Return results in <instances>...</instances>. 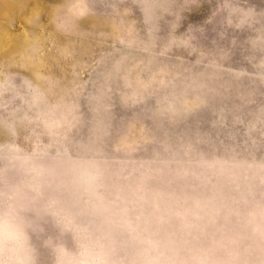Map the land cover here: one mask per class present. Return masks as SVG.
<instances>
[{"label": "rangeland", "instance_id": "obj_1", "mask_svg": "<svg viewBox=\"0 0 264 264\" xmlns=\"http://www.w3.org/2000/svg\"><path fill=\"white\" fill-rule=\"evenodd\" d=\"M64 2L0 0V202L32 210L38 264L84 238L264 264V0H84L60 29Z\"/></svg>", "mask_w": 264, "mask_h": 264}, {"label": "clouds", "instance_id": "obj_2", "mask_svg": "<svg viewBox=\"0 0 264 264\" xmlns=\"http://www.w3.org/2000/svg\"><path fill=\"white\" fill-rule=\"evenodd\" d=\"M89 13L84 0H65L58 7L53 20L56 22L59 15L57 27L65 29ZM82 177L90 179L86 169ZM31 211L10 199L0 202V264H38L37 250L32 243V234L38 229L34 220L27 215ZM44 214L49 215L47 212ZM45 246L52 252L53 264H109L103 247L89 238L82 239L74 247L51 240H46Z\"/></svg>", "mask_w": 264, "mask_h": 264}]
</instances>
